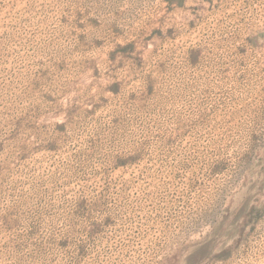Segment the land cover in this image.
<instances>
[{
	"label": "rangeland",
	"instance_id": "1",
	"mask_svg": "<svg viewBox=\"0 0 264 264\" xmlns=\"http://www.w3.org/2000/svg\"><path fill=\"white\" fill-rule=\"evenodd\" d=\"M0 264H264V0H0Z\"/></svg>",
	"mask_w": 264,
	"mask_h": 264
}]
</instances>
